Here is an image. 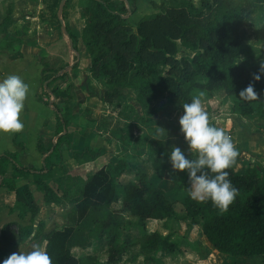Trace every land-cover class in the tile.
<instances>
[{"label": "trees", "instance_id": "16d2710c", "mask_svg": "<svg viewBox=\"0 0 264 264\" xmlns=\"http://www.w3.org/2000/svg\"><path fill=\"white\" fill-rule=\"evenodd\" d=\"M61 1L50 0L47 5L53 17L57 18ZM79 1L81 40L91 58L89 72L105 84L98 94L101 101L112 103L124 89L132 88L142 107H149L151 100L166 98L162 112H183L182 105L191 101L194 90L222 91L239 97L240 91L251 83L257 99L240 97L234 101L235 111L242 117L264 119V72L261 66L251 70L238 63L244 28L253 10L264 6V0H143L156 12L140 18L134 27L129 17L136 12L137 0ZM69 2L65 0L63 6L64 19ZM64 33L76 60L77 38L68 26ZM178 42L193 52L190 59H177ZM13 46L14 42L5 38L0 54ZM40 63L36 100L54 111L55 139L37 140V152L43 157L39 169L22 165L17 152H3L0 187L13 191L19 180L34 175V184L44 193L47 204L64 203L72 208L66 215L67 226L44 233L42 222L33 226L39 209L31 203L17 202L10 211L17 210L22 219L29 215L30 224L6 225L2 229L4 241L20 245L29 238L43 237L52 264H100L96 254L77 257L72 253L75 247H93V242L104 244L105 264H117L133 248L138 249L145 262H156L157 256L172 254L178 247L170 234L148 231L147 222L185 221L199 226L217 253L234 258L255 256L264 264V169L244 164L236 170L241 163L238 155L228 169V178L238 192L227 211L187 194L182 200V214L175 210L164 190L149 180L137 164L125 159L108 162L85 179L71 175L63 164V150L84 163L95 161L106 150L71 148L67 127L75 116L69 106L73 95L67 81L68 66L51 69L46 60L41 59ZM255 74L261 75L259 81L254 80ZM59 97L66 99L57 103ZM141 120L147 121L143 117ZM146 144V160L152 168L167 169L169 151L164 142L150 138ZM9 169L11 175L7 177ZM126 174L133 179L122 181ZM185 190L189 191V187L185 186ZM7 257L6 251L0 249V261Z\"/></svg>", "mask_w": 264, "mask_h": 264}, {"label": "rangeland", "instance_id": "374dc122", "mask_svg": "<svg viewBox=\"0 0 264 264\" xmlns=\"http://www.w3.org/2000/svg\"><path fill=\"white\" fill-rule=\"evenodd\" d=\"M49 2L50 0H45V2L44 0H0V44L6 38L12 40L14 44L25 43L30 48H40L41 52L50 50L52 47L65 50L66 43H64V34L61 31H64L65 26L68 25L69 18L78 16L81 1L70 0L64 12L66 19L62 16L63 8L61 12L58 8L57 18L53 17L52 12L47 8ZM139 6L135 14L129 19L131 24H133L138 13H143L142 15L151 13L148 10L152 8L150 4L140 0ZM72 27L75 28V25ZM178 46L177 59H190L193 56V52L185 49L180 42H178ZM41 52L39 55L43 53ZM60 54L61 52L58 53V55ZM63 55L64 52H62ZM4 57L5 55L1 56L2 59ZM238 63L251 70L264 64V6L253 10L244 28V39ZM198 91L200 90H194L193 95H196ZM239 98L238 96L226 95L222 91H214L212 93L205 92L202 100L205 110L209 113L210 122L217 127H222L232 141L238 143L241 138L251 141L258 140L260 135L262 137L264 135V119L239 116L234 107V101ZM165 104L166 98H162L154 102L153 106L142 107L136 100L133 89L126 88L122 96L111 103V112L107 117L92 118L88 115L79 114L76 119L72 120V124L76 125V129L78 127L91 129L88 137L94 133H96L95 135L100 134L101 129L108 130L110 136H114L118 141L119 156L132 164H137L139 168L142 165L141 169L145 171L144 165L150 163L146 160V143L150 138L164 142L169 153L172 146H179L189 158H194L192 153L187 152V145L178 124L179 117L183 112L179 110H171L170 113L162 112ZM142 117L147 121L142 122ZM67 130L70 131V122ZM65 162L69 173L72 175H79L85 179L89 173L93 172L94 164L92 163V167L86 164L83 167L84 163H81L80 160L74 161L67 159V157ZM167 162V169L154 172V174L145 173L149 180H153L162 190L165 189V194L169 201L174 204L175 210L182 214V200L188 194V191L185 190V186L189 187L188 176L186 172L173 171L168 159ZM241 168L237 165L235 169L240 170ZM121 179L127 181L133 179V176L126 174ZM50 184L55 188V184ZM35 197H38V193H35ZM69 211L68 207L60 210L49 230L67 226L66 215ZM44 214L45 211H43L42 216ZM51 215L50 212H46L44 217L47 220ZM14 225L21 226L16 223ZM14 229L9 228L10 231H14ZM147 230H158L162 235L170 234L171 240L177 244V250L169 255L157 256L156 262H145V258L139 254L138 249L133 248L131 254L122 257L117 264H262L261 259L255 256L234 258L217 253L202 235L200 227L192 226L185 221L163 223L149 220ZM36 245L43 246L42 243ZM13 246L21 247L19 244H13ZM32 248L26 249L25 252ZM72 253L77 257L96 254L100 259V264H105V246L101 242H93V247L87 249L75 247L72 249Z\"/></svg>", "mask_w": 264, "mask_h": 264}, {"label": "crops", "instance_id": "0c3cea01", "mask_svg": "<svg viewBox=\"0 0 264 264\" xmlns=\"http://www.w3.org/2000/svg\"><path fill=\"white\" fill-rule=\"evenodd\" d=\"M139 1L140 0H137L136 11L140 7ZM154 1L158 3L157 0ZM153 9V7L149 8L148 10L151 11V13L146 15L138 13L134 18L132 26L134 27L140 18L155 13L156 10ZM72 25H75V28H73ZM67 26L77 38L76 46L78 54L76 60H74L75 53L71 50V43L64 31L61 32L64 34L63 39L64 43H66L65 50H62L59 47H52L50 50L48 49L49 51L43 50L42 53L40 48H30L25 43H15L11 50L4 54H0V58L2 55H5V57L0 60V79H3L10 74L19 75L29 84L30 88V93L25 100V107L19 117L23 122L24 127L19 132L0 133V155L3 152H17L19 154V162L22 165H27L36 169L41 168L43 164V157L36 149L37 140L39 138L54 140L56 130L54 111L36 100L42 70V65L40 63L42 58L49 63L51 69H56L62 65L68 66L67 81L72 85L71 93L73 95L72 100L69 102V106L75 116L72 120L76 119L79 114L88 115L92 118H103L107 117L111 112V103L103 102L98 98V94H100L105 88L104 82L101 79L92 77L89 72L91 58L81 40L83 20L80 18L79 13L77 17L69 18ZM39 52L42 54L39 55ZM59 52H61L60 55H58ZM62 52H64L63 56ZM74 63H76L75 66H73ZM65 99V97H59L56 102L63 103ZM156 101L157 100H151L149 103L150 106H153L152 104ZM75 126L76 125L72 124L71 121L70 131L67 130L69 135H71L70 143L73 150H81L84 147H88L95 151L104 147L106 150L105 155L99 157L93 162L84 163L81 161V163H84L83 167H85V164L92 167V163L94 164V170L92 169L94 172L96 167L99 169L106 163L115 162L118 158H121L119 156L120 151L117 150L118 141L114 136H110L108 130L104 131L101 129L100 134L95 135L96 133H94L88 137L91 129L86 127H78V129H76ZM233 143L241 159V163L238 164L240 168L244 164H247L251 166L255 165L259 169H264V135L263 137L260 135V139H256L255 141L241 138L240 141L238 140V143H235L234 141ZM96 145L98 146L96 147ZM66 157L67 159L74 161H76V159L71 158L68 152L63 150V164L66 166L69 173L65 162ZM143 168L145 170L144 172L147 174L158 172L152 168L151 163L145 164ZM90 174L91 173H89V175ZM10 175L11 170L9 169L6 176L8 177ZM36 179V176L30 175L27 179L19 180L13 191L0 187V249L6 251L7 256L16 251H25L38 243H42L43 248L45 246V240L43 237L37 239L29 238L25 243L20 244V248H16L12 243L3 240L2 229L6 225L10 223L20 224L21 226L30 224L29 215L22 219L18 217L17 210L10 211L11 208L15 207L17 202L31 203L39 209L37 216L34 218L33 226L36 227L39 222H42L44 225V233L52 231V229L49 230V228L54 224L56 215L60 210L64 209V207H68L69 210L72 208L64 203L47 204L44 200V193L34 184ZM151 181L154 182L153 180ZM55 188L53 189L56 190ZM35 193H38L37 198L35 197ZM58 194L60 195V193ZM43 211H45V214L46 212H50L52 215L46 220L44 217L45 214L42 216ZM23 245L26 246L22 247Z\"/></svg>", "mask_w": 264, "mask_h": 264}, {"label": "clouds", "instance_id": "9594fccd", "mask_svg": "<svg viewBox=\"0 0 264 264\" xmlns=\"http://www.w3.org/2000/svg\"><path fill=\"white\" fill-rule=\"evenodd\" d=\"M261 72H264V64ZM253 78L259 81L261 75L255 74ZM29 93V84L19 75L10 74L0 79V133L22 130L24 125L19 117ZM204 96V91H198L190 102L184 103L178 120L187 152L194 158H189L179 146H172L168 160L173 171L187 173L188 194L192 199L211 201L220 211H227L238 192L228 178V169L235 164L238 151L229 134L210 122L203 106ZM239 97L257 99V93L250 83L240 91ZM0 264H52V260L45 248L36 245L28 252L11 253Z\"/></svg>", "mask_w": 264, "mask_h": 264}, {"label": "water", "instance_id": "95a60500", "mask_svg": "<svg viewBox=\"0 0 264 264\" xmlns=\"http://www.w3.org/2000/svg\"><path fill=\"white\" fill-rule=\"evenodd\" d=\"M64 3H65V0H62L61 3H60V6H59V11H60V12L62 11V8H63V6H64ZM61 24H62V26H63L62 21H61Z\"/></svg>", "mask_w": 264, "mask_h": 264}]
</instances>
